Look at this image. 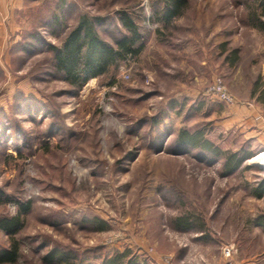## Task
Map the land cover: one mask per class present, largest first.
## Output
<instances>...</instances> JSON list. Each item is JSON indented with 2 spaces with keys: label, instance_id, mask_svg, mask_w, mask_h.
<instances>
[{
  "label": "rangeland",
  "instance_id": "rangeland-1",
  "mask_svg": "<svg viewBox=\"0 0 264 264\" xmlns=\"http://www.w3.org/2000/svg\"><path fill=\"white\" fill-rule=\"evenodd\" d=\"M58 1L24 0L19 36L0 40V221L31 203L14 264H46L52 250L95 264L125 250L148 264H226L228 244L234 258L264 252V198L253 191L264 166L252 162L264 134L248 133L264 129L262 0H187L170 25L157 0H66L70 28L82 15L100 18L112 43L127 34L126 12L143 37L140 55L82 88L54 66L50 46L65 36L47 21ZM182 129L255 155L229 174L223 158L179 144ZM12 243L0 229V250Z\"/></svg>",
  "mask_w": 264,
  "mask_h": 264
},
{
  "label": "trees",
  "instance_id": "trees-1",
  "mask_svg": "<svg viewBox=\"0 0 264 264\" xmlns=\"http://www.w3.org/2000/svg\"><path fill=\"white\" fill-rule=\"evenodd\" d=\"M162 9L160 10L163 21L170 25L175 18L182 15L183 10L188 6L187 0H157ZM66 0H59L60 10L50 11L47 23L52 28L54 36L59 33L64 34L62 45L50 46V50L55 54L54 66L58 73H62L63 79L71 86L82 88L86 86L91 79L102 77L112 68L117 67L119 62L126 61L142 53L143 45L139 44L142 40V34L139 27L128 13H121L119 20L127 34L121 37H113V42H108L100 35L102 20L96 17L82 15L78 18L73 28L67 26L64 22L62 10ZM264 5V0H262ZM50 20V21H49ZM46 22V21H45ZM46 23V24H47ZM52 32V33H53ZM28 34V35H27ZM29 39H34L38 44L41 37L36 33H26ZM41 42V41H40ZM23 44V43H22ZM33 44V43H31ZM22 50L29 49L22 47ZM238 60V51H234L233 63ZM179 144L189 149L201 150L205 153L215 155L217 158L224 159V168L229 174L237 172L247 160L254 157L255 152L243 149L236 153L225 151L218 147L211 139L206 137L203 130H196L192 133L186 129L178 133ZM249 169H255L251 166ZM254 191V195L264 198V181L259 184ZM31 203L20 204L19 214L14 217H5L0 221V229L12 238V245L9 248L0 250V264H14L20 258V244L15 241L16 235L24 228V217L31 211ZM182 227L190 230L192 225L180 219ZM93 223L98 225V230L104 231L105 224L95 219ZM260 225L264 228V218ZM97 256V255H96ZM90 258L80 257L73 251L52 250L44 257L46 264H95L87 262ZM99 264H148L132 255V252L125 250L123 253L116 252L113 256L103 257Z\"/></svg>",
  "mask_w": 264,
  "mask_h": 264
},
{
  "label": "crops",
  "instance_id": "crops-1",
  "mask_svg": "<svg viewBox=\"0 0 264 264\" xmlns=\"http://www.w3.org/2000/svg\"><path fill=\"white\" fill-rule=\"evenodd\" d=\"M24 0H0V11H5V16L0 12V40L4 39L11 34V37L19 36V29L15 25V11H22ZM9 7V8H7ZM8 23L6 25V23ZM16 32V34H15ZM250 117L255 118L254 112L251 113ZM237 122L238 117L234 118ZM256 119V118H255ZM248 133L251 134L250 137L257 138L260 134H264V129H249ZM264 145V144H262ZM255 249V248H254ZM235 264H264V252L262 250L255 249L253 253L240 254L237 258H234Z\"/></svg>",
  "mask_w": 264,
  "mask_h": 264
},
{
  "label": "built area",
  "instance_id": "built-area-1",
  "mask_svg": "<svg viewBox=\"0 0 264 264\" xmlns=\"http://www.w3.org/2000/svg\"><path fill=\"white\" fill-rule=\"evenodd\" d=\"M215 92H217V94H218L217 98L219 99V101H222V102H224L226 104L234 103L233 98L229 94H227L226 92H224L222 90H220V91L215 90ZM222 250H223L224 257L226 258V264H235V261H234V255H235L234 247L232 245L228 244V245H225ZM165 264H167V262Z\"/></svg>",
  "mask_w": 264,
  "mask_h": 264
},
{
  "label": "bare ground",
  "instance_id": "bare-ground-1",
  "mask_svg": "<svg viewBox=\"0 0 264 264\" xmlns=\"http://www.w3.org/2000/svg\"><path fill=\"white\" fill-rule=\"evenodd\" d=\"M257 162V163H260V164H262L263 166H264V153H261L260 155H258V156H256V157H254L253 159H252V162ZM254 162V163H255ZM261 165V166H262Z\"/></svg>",
  "mask_w": 264,
  "mask_h": 264
}]
</instances>
